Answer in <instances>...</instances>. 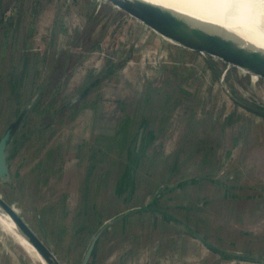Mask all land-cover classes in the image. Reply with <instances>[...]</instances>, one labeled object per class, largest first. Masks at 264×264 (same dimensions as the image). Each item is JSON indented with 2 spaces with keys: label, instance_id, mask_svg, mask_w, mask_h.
Segmentation results:
<instances>
[{
  "label": "rangeland",
  "instance_id": "374dc122",
  "mask_svg": "<svg viewBox=\"0 0 264 264\" xmlns=\"http://www.w3.org/2000/svg\"><path fill=\"white\" fill-rule=\"evenodd\" d=\"M82 1L86 4L81 5L77 0H0V137L25 109L28 113L33 106V112L38 111V108L42 109L39 117L33 112L30 114L33 122L42 126L35 133L38 137L19 151L17 164L13 163L12 166L13 181L11 180L10 183L15 186L16 190L20 189V186L22 190L13 193L10 183L6 182L0 184V194L14 204L21 214L34 225L37 226L38 219L41 220L40 227L45 229V236L50 238L52 250L62 264H81L83 261L91 239L87 238V241L82 244L83 231L75 236L79 232L77 230L79 227L84 226L87 230L95 228L96 234L107 221L115 215L119 216L118 212L141 203V193L143 194L146 185L149 187L150 180L146 179L144 170L141 168L135 176L130 174L129 178L126 175L122 179L121 173L126 163L124 158V155L127 154L126 151L130 152L131 156L128 170L134 173L139 162L138 159L142 155L147 156L149 152H153L155 149H166L172 153L177 147L180 150L187 149L189 146L193 147V144H189L190 140L199 142L205 133L210 132L211 129L205 131L202 126L208 124L209 120L216 125L218 124L217 127L221 126L225 131L227 129L224 126V123L227 122L225 111L220 109L212 111V113H205L203 110L205 106L203 105L208 102L217 107H222V104H225L226 107L228 104V109L234 107L235 101L240 105L245 103L243 104L244 108L254 113L249 114L250 116L245 114L246 117L264 121L262 114L264 113V78L256 74L250 75V73L234 66L229 67L219 60L216 61L217 65L221 67L219 79L217 81L214 79L212 89L208 87L207 92L204 89L202 94L199 83L200 77L195 84L191 85L192 72L194 71L189 70L190 65L184 63L176 68L178 69L175 77V85L177 86L169 85V82L174 83L173 77L169 76L164 77L165 80L153 82L151 79H146L144 74L141 75L140 70L142 66H145L146 72H150L152 75L151 67H155V64L163 66L162 62H167V55L159 51L161 42L154 40L145 46L146 53L140 57L143 62L141 64L136 58L139 56L135 54L138 51L137 47H141L144 43V35H132L133 37L130 38L128 31L124 30V27L121 28L117 23L116 30L108 31L107 25L111 20L109 16L113 14L112 6L105 0H94L91 15L85 16L86 10L91 6L88 3L93 0ZM61 13L65 14L61 15ZM57 16L63 17L62 20L58 19L59 22H57ZM64 19L70 28L62 25ZM54 21L60 23L58 29H54L56 26ZM48 27L51 30L49 34L46 29ZM50 35L55 38V41L52 54L51 51L48 53L50 61L47 67L48 71L53 68V76L38 99L31 102L38 87L43 82L42 78L45 77L44 67L42 66L40 70L36 67L37 46L43 53L46 52V50L44 51L46 46V38L44 39V37L49 38L48 43H50L52 38ZM103 38L105 41L102 40ZM113 52L117 54V57L115 53V57H109ZM177 57H186V55L182 54ZM106 61H108L110 68H107ZM207 62L210 63L208 60ZM177 65L173 64V67ZM78 68L83 71L86 68L92 70V77L87 82L81 79L82 88H76L73 93H70L68 91L72 89L71 76L73 71ZM41 70L43 71L41 72ZM103 72H106L105 76L109 75V77L101 79L94 86L93 91L84 99H89L90 95H93V103L99 104L105 101L109 109H112L115 102L120 100L124 104L129 103L130 99L135 97L133 94L142 90L143 95H139L135 102L142 105L145 100L144 104H146L147 96L153 100L150 104L152 111L147 118L149 121L159 118V125L165 115L170 117H164L169 124L156 130L158 136L163 133L168 136L166 145H161L159 144L160 140L158 142L154 139L151 142L141 143L140 140L148 138L143 134L145 126L140 128L138 133L137 128L135 129L136 126L133 127L132 132L134 131L137 136L133 138L134 141L131 145H125L126 142L123 143L124 138L120 132L117 133L118 138L113 135L116 125L113 126L110 133H106L113 136L109 141L116 143L113 146L114 151L110 152L102 145L97 144L96 142L99 140L96 138L92 142L78 144L77 137L82 138L83 136L85 140L88 139L89 128L91 129V127L88 122L77 119V116L85 110L86 100L81 99L76 103L74 99L80 95L85 86ZM175 72L174 69L172 73L175 74ZM173 88H177V90H173ZM221 88L223 93H221ZM117 91H119L118 94L123 91L119 98H116ZM171 99H175V104L178 105L176 111L168 107L171 104ZM72 100L74 103L70 102ZM69 103L72 104L69 105ZM87 104L86 108H89ZM124 104L123 106H125ZM256 105L261 106L263 110H256ZM61 106H64V109L56 113V109L61 108ZM185 106L194 112H185ZM45 110L46 112H43ZM55 113L58 115L56 118H54ZM98 113L95 111L94 116ZM134 115V120H137V117H141L143 112L138 111ZM106 116L107 114L102 118L98 116V120H95L94 124L109 121ZM259 123L264 125V122ZM118 128L116 126L117 131ZM63 131L65 144L59 146L60 148L63 147V150L61 149L55 155L58 158L54 160L51 149L56 150L54 149L56 145L51 144L53 142L59 144L60 134ZM82 131H84L83 134ZM149 131H153V129L150 128ZM27 132L31 134L32 131L27 129ZM218 134L222 135L220 128L214 136L217 137ZM261 134V130L257 134L254 131L252 137L254 147L264 146V137ZM148 135H153V132ZM176 139H180L179 144L175 142ZM239 141L241 144V139H237V143ZM214 144L217 145L216 142ZM203 147L202 144L197 143L195 149H202ZM240 147L239 145L235 150ZM49 152L52 153L49 154ZM182 153L183 151L180 152L181 155ZM23 157L26 159L22 160ZM30 158H34V160H30ZM38 161L41 163L40 166H36L31 172L30 167ZM253 161L258 162L260 173L264 172V152H252L249 155L250 165L253 164ZM160 162V159L150 158L149 163ZM91 163L95 164L97 173L91 167L88 168ZM255 168L257 169L256 166ZM37 169L40 176L38 184L31 183L29 189L27 188L28 182L30 184V181H35ZM116 170L118 180L115 183L114 173ZM17 171L20 172V183L19 177L16 176ZM149 176L153 178L152 181L159 179V176ZM135 178V187L141 186V188L135 190L134 187L131 188V193L130 191L124 193V184L128 183L125 188L127 190L128 187L133 186V183L130 184V180L134 181ZM89 190H91V195L95 196V199L92 198L89 203L90 205L95 204L96 207L86 209L89 219L84 221L81 215L84 213V208H81V205L85 203V196ZM114 190L120 191L115 193ZM23 200H26L25 205H23ZM78 202H80V206L77 205ZM100 221H102L99 225L100 228L95 227V224ZM29 255L31 262L43 264L38 258Z\"/></svg>",
  "mask_w": 264,
  "mask_h": 264
},
{
  "label": "crops",
  "instance_id": "0c3cea01",
  "mask_svg": "<svg viewBox=\"0 0 264 264\" xmlns=\"http://www.w3.org/2000/svg\"><path fill=\"white\" fill-rule=\"evenodd\" d=\"M77 1H79L81 5L86 4L82 0ZM94 2L95 1L93 0L91 3H88L91 4V6L86 10L85 16L91 15ZM112 8L113 14L109 16V18L111 17V20L107 25L108 31L116 30L117 23L121 28L124 27V30L128 31L130 38L135 35H144V43L141 47H137L138 51L135 54L136 56H139L136 58L141 64L143 62L140 57H143L144 53H146L145 46L149 45V43H152L154 40L161 42L162 50L159 49V51L168 57L167 62H162L164 64L163 66L155 64V67H151V72H153L152 75L150 72H146V69H144L145 66H142L140 70L141 75L144 74L146 79H151L156 83L159 80H165L164 77L166 76L173 77L174 83L169 82V85L172 87L177 86L175 85V77L177 76L178 71L176 68L184 63L191 66L188 67L189 70L194 71L192 72L193 78L190 82L191 85L195 84L200 77L199 83L201 85V94L204 89L207 92L208 87L212 89L214 86V79L217 81L219 75L216 76L210 69V63L207 62L205 55L195 53L189 49H185L167 41L164 37L150 30L139 21H135L124 12L115 9L113 6ZM64 12H66V10H64ZM64 14L61 13V15ZM62 18L63 17H58L56 21L59 22L58 19L61 21ZM63 22L64 24L62 23V25L70 28V25H67L65 19ZM54 24H56L54 29H58L60 23H55L54 21ZM46 29L49 34V31H51L50 27ZM51 37L50 43H48L49 38L46 36L44 37V39L46 38V46L44 49L46 52L43 53L37 46L36 67H38L39 70L42 66L44 67L45 77L42 78L43 82L38 87L31 102L38 99V96H40L42 91L46 89L45 87L53 76V68H49L50 70L48 71L47 67L50 61L48 53L51 51L52 54L54 49L53 44L55 38L53 36ZM102 40L105 41L104 38ZM114 53L115 52L109 57H115ZM182 54H185L186 57H177ZM173 64L178 65L173 67ZM106 66H108V61H106ZM107 68H110V66ZM80 69L81 68H78L76 71H73L71 76V87L73 90L70 89V91H68L70 93H73L76 88H82L83 85L81 86V79L84 82H87L88 79L92 77V70L86 68V70L83 71ZM174 69L176 70L175 74L172 73ZM220 69L221 67H219V71ZM42 71L43 70H41V72ZM106 74V72H103L99 75V77L85 86L80 95L74 99L76 103L81 101V99L86 100L84 105L85 110L77 116V119L78 121L81 120L88 122L92 129L89 128L88 139L85 140L83 136L82 138L77 137L76 140L78 144L89 143L96 138L99 140L96 142L97 144L102 145V147H105L110 152L114 151L113 146L116 143H111L109 141L113 136L106 133H110L113 130V126L116 125L121 128L117 131L115 126L113 132V135L118 138L117 133L120 132L121 135L126 133L132 126L131 123L135 124L136 120H134V114L138 111H142L143 115L137 117V120H142L143 118L146 120L142 127L145 126L143 134L148 138H143L140 142L147 143L154 139L158 140V142L160 140L159 144L166 145L168 136L165 135V133L158 136L156 130L169 124L164 117H170L164 114L165 116L159 123V125L161 124L160 127L158 125L159 118H154L149 121L147 119L149 118L148 106L144 109L142 105L135 102L139 95H143L142 90L136 91V93L133 94L135 95L134 99L132 97L129 103L124 104L122 101L120 102V100L117 102L114 100L113 103L115 102V106H113L112 109H109L105 101L99 104L93 103V95H90L89 99H84L93 91L94 86L101 79L109 77V75L105 76ZM173 90H177V88H173ZM118 93L119 91L116 92V98H119L123 91L120 94ZM221 93H223L222 88ZM74 100L70 102L74 103ZM72 103H69V105ZM175 103V100H172L170 104L171 106H168L169 109L173 108V111H176L178 105ZM210 103L211 102L204 104L203 106L205 107L203 110L207 114L220 109L221 111L224 110L225 118L227 120V122L224 123V126L227 127L225 131L221 126L217 127L218 124L216 125L209 120L208 124L202 126L205 131L211 129V133H205V136L201 137V141L199 142L190 140L189 144H193V147L189 146V148L183 150H180L179 147H177L172 153H169L166 149H155V151L149 152L147 156L142 155L138 159L139 162H136L137 166L134 169V173H131L128 170L130 165L129 159L131 156L130 152L126 151L127 154L124 155L126 163L124 170L121 173L122 179L126 175L129 178L130 174L135 176L141 168L144 170L146 179L150 180V185L149 187L146 185L145 189H143L144 191L143 194L141 193L142 201L140 204L118 212V214L123 215V217L111 223L104 229L96 242L89 264H264V172L260 173L258 162L253 161V164L251 165L249 163V155L252 152H264V146L260 145L254 147L252 145L254 131L257 134V132L261 130V135L264 137V125L259 123L264 121H258L255 118L246 117V115L250 116L249 114L254 113L247 111L242 105L237 104L236 101L232 109H228V104H226V107L224 106L225 104H222V107H217ZM86 104L89 108H86ZM123 104L125 106H123ZM218 106L220 105L218 104ZM33 109L34 106L29 113L27 112L13 138L8 152L11 178L9 181H2L0 179V184L13 181L12 166L13 163L17 164L19 151L24 148L25 145L31 144L34 139L38 137L35 133L42 128V126H39L38 123H34L30 118ZM39 109L40 108L37 109L38 111L33 112L38 117L42 110ZM62 109H64V106L57 108L56 113L61 112ZM184 109L185 112H194V110L187 108V106H185ZM95 111L99 112L96 116H94ZM43 112H46V110ZM106 114L109 121L94 124L95 120H98V116H101L102 118V116H105ZM57 116L58 115L56 114L54 118ZM149 126L153 131H149ZM219 128L222 130V135L218 134L216 137L214 135L218 133ZM27 129L32 131L31 134H28ZM83 132L84 131H82V134ZM151 132H153V135H148ZM60 135L61 138L59 144L56 142L51 144L56 145V147H54L56 150L51 149L54 155V160L58 158L55 155H57L61 149L63 150V147L60 148L59 146H64L65 144L64 131L61 132ZM136 136L137 134H133L132 132L128 136L125 134L123 136V143L125 141V145L132 144L134 141L133 138ZM237 139H241V144L240 141L237 143ZM175 142L179 144L180 139H176ZM214 142H216L217 145H215ZM197 143L202 144L204 147L202 149H195ZM239 145L241 147L235 150ZM181 151H183L182 155L180 154ZM52 152H49V154ZM150 158L154 160L160 159L161 162L151 164L149 163ZM24 159H26V157H23L22 160ZM30 160H34V158H30ZM148 163L149 165H147ZM40 164V161L33 163V166L30 167L29 170L32 172V170L35 169L36 166L39 167ZM90 167L97 173L98 170H95L94 163H91L88 166V168ZM38 173L39 170L37 169L35 181H30V184L28 182L27 188H31V183L38 184L40 177ZM149 175L159 176V179L152 181L153 178ZM16 176L19 177L20 183V172L17 171ZM116 180H118L117 170L114 173L115 183ZM132 183L133 186L128 187L127 190H125V188L128 183L124 184V193L128 191L131 193V188L133 189L135 187L136 178L134 181L130 180L131 185ZM10 186L13 188V193L22 190L21 186L20 189L17 190L12 183H10ZM140 188L141 186L135 187V190ZM119 191L114 190L115 193H119ZM92 198L94 200L95 196L91 195V190H89L85 196V203L81 205V208H84V213H81L84 221L89 219V214L86 209H94L96 207L95 204L92 203L90 205L89 203ZM25 202L26 200H23V205H25ZM79 203L80 202H78L77 205H79ZM14 207L18 210L15 205ZM18 212L21 214L20 210H18ZM51 212L53 213V211ZM52 213H49V215H52ZM117 216L118 215H115V217ZM115 217L111 218L114 219ZM23 218L39 237L51 249H53L50 238L45 236V229L40 227V224H42L40 223L41 220L38 219L37 221L36 219V226L33 222L26 219L25 216H23ZM101 222L102 221L97 222L95 227H99ZM85 228L86 227L84 226L79 227L77 229L79 232L75 235L77 236L83 231L84 235L82 236L84 237L82 244L87 241V238L92 241L93 237L96 235L95 228L93 230H87L86 228V231ZM193 232H197L205 237L216 247V249H211L205 245L193 235ZM235 253H241L247 258L237 259L234 257ZM29 254L30 253L16 239L15 235L6 231L0 225V264H35L31 262Z\"/></svg>",
  "mask_w": 264,
  "mask_h": 264
},
{
  "label": "water",
  "instance_id": "95a60500",
  "mask_svg": "<svg viewBox=\"0 0 264 264\" xmlns=\"http://www.w3.org/2000/svg\"><path fill=\"white\" fill-rule=\"evenodd\" d=\"M114 8L124 12L135 21L147 26L150 30L176 45L203 54L215 61L221 60L228 66L237 67L251 74L264 78V51L245 47L238 40L223 34L210 31L199 24L191 15L159 5L148 0H105ZM88 90V89H87ZM25 109L12 122L0 137V179L11 178L8 152L27 112ZM264 115V113H262ZM0 208L7 212L16 223L20 232L36 248L48 264H62L54 251L31 228L18 210L0 194ZM123 217L119 215L107 221L93 237L81 264H89L96 242L104 229ZM193 235L211 249L216 247L197 232ZM237 259H246L241 253H235Z\"/></svg>",
  "mask_w": 264,
  "mask_h": 264
},
{
  "label": "bare ground",
  "instance_id": "6f19581e",
  "mask_svg": "<svg viewBox=\"0 0 264 264\" xmlns=\"http://www.w3.org/2000/svg\"><path fill=\"white\" fill-rule=\"evenodd\" d=\"M148 1L188 13L206 29L235 38L245 47L264 51V0ZM0 224L15 235L32 256L43 264H48L2 208H0Z\"/></svg>",
  "mask_w": 264,
  "mask_h": 264
},
{
  "label": "trees",
  "instance_id": "16d2710c",
  "mask_svg": "<svg viewBox=\"0 0 264 264\" xmlns=\"http://www.w3.org/2000/svg\"><path fill=\"white\" fill-rule=\"evenodd\" d=\"M206 58H207V60L210 62V69L214 72V74L216 75V76H220V74H219V66L217 65V63H216V61L214 60V59H212V58H210V57H207L206 56ZM150 96H147V99H146V104H144L145 103V100L143 101V103H142V106L144 107V109L146 108V106H148V110H149V113L152 111V110H150V104L152 103V101L153 100H150L151 98H149ZM172 100L174 101L175 99H171L170 100V102H172ZM243 103V102H242ZM243 104H245V103H243ZM243 104H241L243 107H244V105ZM247 105V104H246ZM256 110H259V111H262L263 110V108L261 107V106H259V105H256ZM254 108V109H255ZM250 109H251V107H250ZM252 111H254V110H252ZM255 112H257V111H255ZM148 113V114H149ZM146 120L143 118L142 120L141 119H138V120H136L135 121V124H133V123H131L132 124V126L127 130V132L126 133H123L122 135L124 136L125 134L128 136V135H130L131 134V132H132V129H133V127H135V129L137 128V133H138V131H139V129L143 126V124H144V122H145ZM134 125V126H133ZM121 128H118V131L120 130ZM124 130V129H123ZM133 134H135L134 133V131L132 132ZM129 145H131V144H129Z\"/></svg>",
  "mask_w": 264,
  "mask_h": 264
}]
</instances>
